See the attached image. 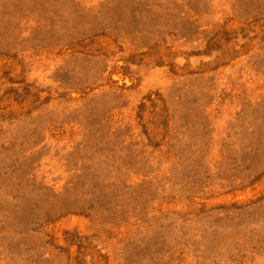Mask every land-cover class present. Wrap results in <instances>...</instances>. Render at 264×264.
I'll return each mask as SVG.
<instances>
[{
	"label": "rangeland",
	"instance_id": "rangeland-1",
	"mask_svg": "<svg viewBox=\"0 0 264 264\" xmlns=\"http://www.w3.org/2000/svg\"><path fill=\"white\" fill-rule=\"evenodd\" d=\"M0 264H264V0H0Z\"/></svg>",
	"mask_w": 264,
	"mask_h": 264
}]
</instances>
